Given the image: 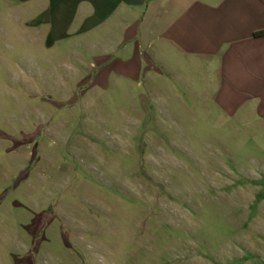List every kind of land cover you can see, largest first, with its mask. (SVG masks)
I'll return each instance as SVG.
<instances>
[{"label": "rangeland", "instance_id": "rangeland-1", "mask_svg": "<svg viewBox=\"0 0 264 264\" xmlns=\"http://www.w3.org/2000/svg\"><path fill=\"white\" fill-rule=\"evenodd\" d=\"M8 4L0 264H264V128L148 82L102 88Z\"/></svg>", "mask_w": 264, "mask_h": 264}, {"label": "crops", "instance_id": "crops-1", "mask_svg": "<svg viewBox=\"0 0 264 264\" xmlns=\"http://www.w3.org/2000/svg\"><path fill=\"white\" fill-rule=\"evenodd\" d=\"M1 1L39 22L25 29L45 46L82 48L78 65L95 66L102 88L101 78L148 82L264 128V0Z\"/></svg>", "mask_w": 264, "mask_h": 264}, {"label": "trees", "instance_id": "trees-1", "mask_svg": "<svg viewBox=\"0 0 264 264\" xmlns=\"http://www.w3.org/2000/svg\"><path fill=\"white\" fill-rule=\"evenodd\" d=\"M261 35H264V33H260V34H258V36H261Z\"/></svg>", "mask_w": 264, "mask_h": 264}]
</instances>
